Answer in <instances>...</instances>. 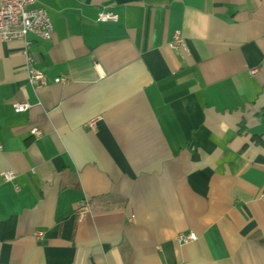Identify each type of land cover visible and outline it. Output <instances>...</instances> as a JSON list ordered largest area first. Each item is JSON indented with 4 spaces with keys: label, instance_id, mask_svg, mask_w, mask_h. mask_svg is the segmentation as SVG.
<instances>
[{
    "label": "crops",
    "instance_id": "crops-1",
    "mask_svg": "<svg viewBox=\"0 0 264 264\" xmlns=\"http://www.w3.org/2000/svg\"><path fill=\"white\" fill-rule=\"evenodd\" d=\"M39 8L50 41L0 40V264H264V0Z\"/></svg>",
    "mask_w": 264,
    "mask_h": 264
},
{
    "label": "built area",
    "instance_id": "built-area-1",
    "mask_svg": "<svg viewBox=\"0 0 264 264\" xmlns=\"http://www.w3.org/2000/svg\"><path fill=\"white\" fill-rule=\"evenodd\" d=\"M34 3V0H0V40L2 42H9L13 40L24 41L27 35H33L43 41H50L52 38V27L50 20L44 8L30 10L29 7ZM97 21L101 23H116L118 16L110 12H99ZM28 42H25L24 54L28 62V80L29 83L39 88L46 84L45 75L39 69H35L30 64L32 63L31 57L27 53ZM168 47L172 50L183 49L188 51L187 44L182 38L179 32H175L172 41L168 44ZM258 72L257 69H250V75H255ZM64 81V80H61ZM26 104H16L14 111L16 113H22L26 111ZM90 129H94L95 122L88 123ZM31 134L35 137H40L41 133L37 129H32ZM2 147L0 145V152ZM2 178L5 182H10L13 179L11 172L2 173ZM259 200L264 204V190L259 195ZM90 207L86 201L78 203L76 209V215L79 218H83L89 213ZM43 232L38 231L35 233L36 238H42ZM197 240V236L193 232L179 233L176 237V241L179 244H188Z\"/></svg>",
    "mask_w": 264,
    "mask_h": 264
}]
</instances>
